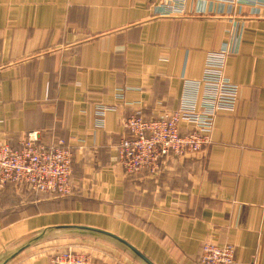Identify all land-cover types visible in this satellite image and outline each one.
<instances>
[{
	"label": "crops",
	"instance_id": "obj_1",
	"mask_svg": "<svg viewBox=\"0 0 264 264\" xmlns=\"http://www.w3.org/2000/svg\"><path fill=\"white\" fill-rule=\"evenodd\" d=\"M160 1L0 0V145L36 131L74 155L69 196L0 187V255L42 229L79 225L122 237L155 264H203L208 241L264 264V0H188L181 15L162 14ZM223 48L239 99L217 114L211 144L167 157L157 174L126 173L124 120L178 109L185 83ZM75 245L89 247L92 264H141L79 234L51 236L7 264H49Z\"/></svg>",
	"mask_w": 264,
	"mask_h": 264
},
{
	"label": "built area",
	"instance_id": "obj_2",
	"mask_svg": "<svg viewBox=\"0 0 264 264\" xmlns=\"http://www.w3.org/2000/svg\"><path fill=\"white\" fill-rule=\"evenodd\" d=\"M187 1L161 0L160 7L164 9L161 13L184 14ZM216 1L233 6L254 2ZM228 53L223 48L208 54L202 79L185 83L178 109L152 119H146L137 112L124 120V127L129 133L119 145V158L126 173L148 169L157 174L167 157H187L211 144L217 114L234 111L239 99V85L225 73ZM201 86L204 93L199 97L194 91ZM105 111L106 107L100 106L99 115H104ZM73 156L66 140L57 138L47 145L40 141L38 132H29L19 146L0 145V187L24 185L33 193L69 196L73 192ZM200 253L203 264H241L235 259L234 245L229 243L205 242ZM49 264H92V258L83 251L66 248L57 251Z\"/></svg>",
	"mask_w": 264,
	"mask_h": 264
},
{
	"label": "water",
	"instance_id": "obj_3",
	"mask_svg": "<svg viewBox=\"0 0 264 264\" xmlns=\"http://www.w3.org/2000/svg\"><path fill=\"white\" fill-rule=\"evenodd\" d=\"M75 234L94 236L97 237L98 239L115 243L125 252L129 253L139 263L155 264L143 252H141L134 245H132L122 237L101 228L79 226V225H60V226H54V227H48L42 229L34 233L26 240L17 244L12 249L6 251L4 254L0 255V264H7L26 249L38 244L39 242L51 236H64V235H75Z\"/></svg>",
	"mask_w": 264,
	"mask_h": 264
},
{
	"label": "rangeland",
	"instance_id": "obj_4",
	"mask_svg": "<svg viewBox=\"0 0 264 264\" xmlns=\"http://www.w3.org/2000/svg\"><path fill=\"white\" fill-rule=\"evenodd\" d=\"M75 249L83 251V252L88 253L90 255L92 254V251L89 249V247H85L84 245L83 246L78 245V246H76Z\"/></svg>",
	"mask_w": 264,
	"mask_h": 264
}]
</instances>
